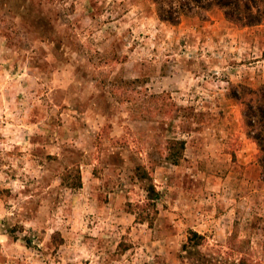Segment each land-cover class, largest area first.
Listing matches in <instances>:
<instances>
[{"label": "rangeland", "instance_id": "obj_1", "mask_svg": "<svg viewBox=\"0 0 264 264\" xmlns=\"http://www.w3.org/2000/svg\"><path fill=\"white\" fill-rule=\"evenodd\" d=\"M237 82L264 83V24L219 8L171 24L151 0H0V264H264Z\"/></svg>", "mask_w": 264, "mask_h": 264}, {"label": "trees", "instance_id": "obj_2", "mask_svg": "<svg viewBox=\"0 0 264 264\" xmlns=\"http://www.w3.org/2000/svg\"><path fill=\"white\" fill-rule=\"evenodd\" d=\"M155 5L157 17L161 21L171 24L179 23L183 17L191 16L199 11H207L211 8H219L223 16L238 26H253L264 24V0H151ZM228 97L240 106L242 127L246 137L252 140L257 147V162L264 176V83L252 86L244 82L229 83ZM169 147L180 149L182 154L185 141L172 139ZM169 148V149H170ZM176 158L174 162H177ZM143 177L149 176L142 172ZM62 183L71 187L81 186V177L78 172L73 181L69 177H63ZM146 198L142 203H136L133 210L140 222L153 225L158 210L156 200L159 197L151 185L146 186ZM138 210V211H137ZM204 236L193 229L188 230L187 245L197 246L203 243ZM231 264H253L246 258L239 259Z\"/></svg>", "mask_w": 264, "mask_h": 264}, {"label": "crops", "instance_id": "obj_3", "mask_svg": "<svg viewBox=\"0 0 264 264\" xmlns=\"http://www.w3.org/2000/svg\"><path fill=\"white\" fill-rule=\"evenodd\" d=\"M245 137H246V135H245ZM247 138V137H246ZM248 139V138H247ZM248 140H250V139H248ZM251 142H252V144H254L255 146H256V144L252 141V140H250Z\"/></svg>", "mask_w": 264, "mask_h": 264}]
</instances>
